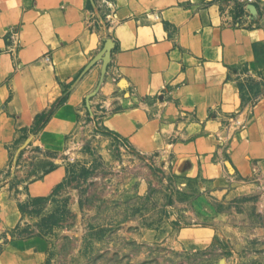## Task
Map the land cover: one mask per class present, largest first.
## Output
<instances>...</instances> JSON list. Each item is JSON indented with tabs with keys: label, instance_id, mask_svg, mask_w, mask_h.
<instances>
[{
	"label": "crops",
	"instance_id": "0c3cea01",
	"mask_svg": "<svg viewBox=\"0 0 264 264\" xmlns=\"http://www.w3.org/2000/svg\"><path fill=\"white\" fill-rule=\"evenodd\" d=\"M255 1L249 14L229 0H0V264L42 262L40 239L4 234L20 203L64 182L62 152L87 115L152 156L185 209L215 192L264 197Z\"/></svg>",
	"mask_w": 264,
	"mask_h": 264
},
{
	"label": "rangeland",
	"instance_id": "374dc122",
	"mask_svg": "<svg viewBox=\"0 0 264 264\" xmlns=\"http://www.w3.org/2000/svg\"><path fill=\"white\" fill-rule=\"evenodd\" d=\"M62 155L64 182L20 203L19 226L4 234L40 239V264H264V197L215 192L185 209L190 196L96 114L83 118ZM24 161L30 173V156Z\"/></svg>",
	"mask_w": 264,
	"mask_h": 264
},
{
	"label": "built area",
	"instance_id": "2783aa9c",
	"mask_svg": "<svg viewBox=\"0 0 264 264\" xmlns=\"http://www.w3.org/2000/svg\"><path fill=\"white\" fill-rule=\"evenodd\" d=\"M234 4H237L240 9L245 12L250 14V8H252L256 1L255 0H229Z\"/></svg>",
	"mask_w": 264,
	"mask_h": 264
},
{
	"label": "water",
	"instance_id": "95a60500",
	"mask_svg": "<svg viewBox=\"0 0 264 264\" xmlns=\"http://www.w3.org/2000/svg\"><path fill=\"white\" fill-rule=\"evenodd\" d=\"M110 45H111V43L109 42L108 45H107V47H106V53H105V54H106V58H107V59H108V57L110 56V53H109V52H110V51H109V49H110Z\"/></svg>",
	"mask_w": 264,
	"mask_h": 264
},
{
	"label": "trees",
	"instance_id": "16d2710c",
	"mask_svg": "<svg viewBox=\"0 0 264 264\" xmlns=\"http://www.w3.org/2000/svg\"><path fill=\"white\" fill-rule=\"evenodd\" d=\"M64 99H65V98H64ZM64 99H63V100H64ZM44 118H45V116H44V117H41L39 120H40V121H43ZM39 120H38V121H39ZM39 126H40V124H37V128H36L35 130H37V129L39 128Z\"/></svg>",
	"mask_w": 264,
	"mask_h": 264
}]
</instances>
